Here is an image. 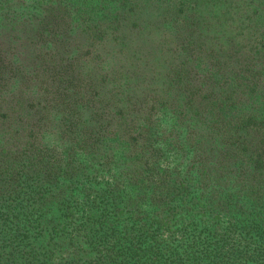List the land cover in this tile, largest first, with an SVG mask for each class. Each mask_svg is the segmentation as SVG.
Returning a JSON list of instances; mask_svg holds the SVG:
<instances>
[{"label":"trees","instance_id":"16d2710c","mask_svg":"<svg viewBox=\"0 0 264 264\" xmlns=\"http://www.w3.org/2000/svg\"><path fill=\"white\" fill-rule=\"evenodd\" d=\"M0 264H264V0H0Z\"/></svg>","mask_w":264,"mask_h":264}]
</instances>
